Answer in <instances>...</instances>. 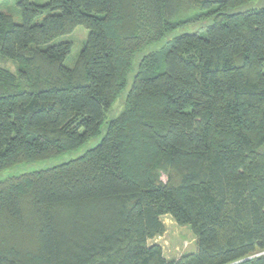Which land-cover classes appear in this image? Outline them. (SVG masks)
Segmentation results:
<instances>
[{
  "label": "trees",
  "instance_id": "trees-1",
  "mask_svg": "<svg viewBox=\"0 0 264 264\" xmlns=\"http://www.w3.org/2000/svg\"><path fill=\"white\" fill-rule=\"evenodd\" d=\"M257 1L188 0L184 14L175 0H20V23L0 11V56L19 64L0 65V174L102 135L0 180V264H264ZM79 26L70 67L72 43L55 41ZM164 216L196 251L169 260L150 243Z\"/></svg>",
  "mask_w": 264,
  "mask_h": 264
},
{
  "label": "rangeland",
  "instance_id": "rangeland-1",
  "mask_svg": "<svg viewBox=\"0 0 264 264\" xmlns=\"http://www.w3.org/2000/svg\"><path fill=\"white\" fill-rule=\"evenodd\" d=\"M19 1L20 0H0V11L11 15L14 18L16 23H20L22 21L21 13L18 8ZM50 1L51 0H31V2L37 3V4H47ZM175 1L176 3H179V9H181L184 12V14H187L190 9L192 10V8H189L190 6H189L188 0H175ZM173 6L176 7V4H174ZM263 6H264V0H258L257 2H254L253 4H249L246 8L257 9ZM170 16L172 18H175L173 14V10L170 12ZM40 21H42V17L37 19V22H40ZM193 29H199V27L188 25L187 27L181 28L179 32L192 31ZM179 32H175V34H178ZM88 35H89V31L86 30L84 27L79 26L75 29V31L72 34L61 37L55 41V44L68 41V42H71L73 45V51L66 60L67 66L74 67L76 65L79 59L81 50L84 47L88 39ZM169 41H170V37L167 38L165 41H163V43L157 46L155 49L158 50V49H162L166 47ZM0 65L9 69L13 73L19 72L18 63L2 58L1 56H0ZM125 97H126V93H124V95H122V97L118 100L116 108L114 109L113 116L117 115L122 109V107L124 106ZM113 116L111 115V117ZM104 131H105V128L103 129V134H104ZM101 137L102 135L96 138L95 140H92L89 144H87L85 147H83L81 150H79L75 154L64 155V156L58 157L56 159H53L47 162L28 164L23 167L16 168L13 171L10 170V171L1 173L0 180L5 179L12 175H18L20 173H26V172H31V171H39V170H43L46 168L54 167L56 165L65 163L71 158L78 157L84 154L87 150H89L91 147L96 145L100 141ZM164 168H165V165H162L160 167L158 171V176L160 180H163L166 182L167 172ZM162 221L165 225L166 232L162 236H158L154 238L153 240H151L150 243L160 245L163 248L165 257L167 259L169 260L179 259L182 255L186 253H191V252L196 251L197 238L193 230L189 226H184V227L179 226L171 216H164L162 218Z\"/></svg>",
  "mask_w": 264,
  "mask_h": 264
}]
</instances>
